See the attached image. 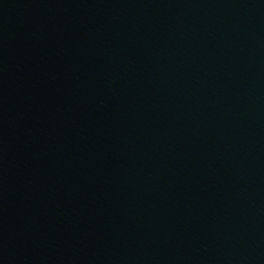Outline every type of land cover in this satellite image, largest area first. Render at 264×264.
Instances as JSON below:
<instances>
[{
    "label": "water",
    "instance_id": "obj_1",
    "mask_svg": "<svg viewBox=\"0 0 264 264\" xmlns=\"http://www.w3.org/2000/svg\"><path fill=\"white\" fill-rule=\"evenodd\" d=\"M0 264H264V0H0Z\"/></svg>",
    "mask_w": 264,
    "mask_h": 264
}]
</instances>
